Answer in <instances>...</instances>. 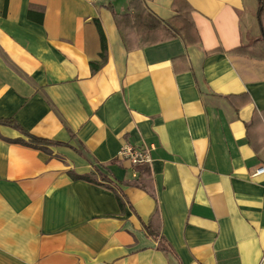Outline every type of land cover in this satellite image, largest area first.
Wrapping results in <instances>:
<instances>
[{"label":"crops","instance_id":"crops-1","mask_svg":"<svg viewBox=\"0 0 264 264\" xmlns=\"http://www.w3.org/2000/svg\"><path fill=\"white\" fill-rule=\"evenodd\" d=\"M185 5L193 42L127 49L128 0H0V120L66 143L0 138V264H264V12L145 3L175 27Z\"/></svg>","mask_w":264,"mask_h":264},{"label":"trees","instance_id":"trees-1","mask_svg":"<svg viewBox=\"0 0 264 264\" xmlns=\"http://www.w3.org/2000/svg\"><path fill=\"white\" fill-rule=\"evenodd\" d=\"M147 0H128V12L124 14H114L115 23L119 32L121 33L123 42L127 49L137 46H142L149 43H156L166 39H170L179 35L183 38L185 43L193 42V23L190 17L189 7L185 5L184 9L178 10L174 15L173 20L177 24V27L159 19L155 14L150 12L146 6ZM258 10L257 17L262 23V17L264 12V0H257ZM97 30L101 41V59L105 58L106 40L103 34L100 23L95 21ZM256 40L264 42V31ZM244 48V47H243ZM240 50V49H239ZM242 50V49H241ZM92 70H96L99 67L98 63L90 62ZM0 124L10 125L20 130L28 139L23 140L21 138L9 139L0 136L3 140L14 143H21L33 148H37L43 151H48L47 147L51 145H65V142L45 139L32 135L28 131L24 130L18 123L12 119H1ZM139 175L149 173L147 168H140L137 166ZM92 173L86 175L73 174L74 178H80L83 180L95 182ZM134 185H141L138 180L129 181ZM120 201V198H119ZM151 235L156 236L152 231H149Z\"/></svg>","mask_w":264,"mask_h":264},{"label":"built area","instance_id":"built-area-1","mask_svg":"<svg viewBox=\"0 0 264 264\" xmlns=\"http://www.w3.org/2000/svg\"><path fill=\"white\" fill-rule=\"evenodd\" d=\"M119 155L123 158L128 159L129 162L133 165V167L146 165L151 161V157L146 150L131 145L123 146L122 149L119 151ZM263 171L264 167H259L255 171L254 175L260 174Z\"/></svg>","mask_w":264,"mask_h":264}]
</instances>
